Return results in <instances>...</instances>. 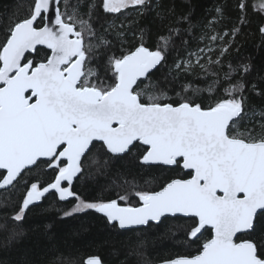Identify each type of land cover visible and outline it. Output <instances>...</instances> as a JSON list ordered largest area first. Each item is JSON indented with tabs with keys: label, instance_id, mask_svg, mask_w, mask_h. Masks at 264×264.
<instances>
[{
	"label": "snow or ice",
	"instance_id": "6c2138e0",
	"mask_svg": "<svg viewBox=\"0 0 264 264\" xmlns=\"http://www.w3.org/2000/svg\"><path fill=\"white\" fill-rule=\"evenodd\" d=\"M149 2L100 0L99 7L107 14L131 9L139 15ZM87 7L81 10L82 0H32L25 17L0 40V190H25L12 219L22 221L48 194L75 201L65 217L93 210L119 229L189 217L186 238L197 245L195 252L163 264H264V112L259 132L255 126L240 130L246 118L251 121L247 87L233 78L231 64L223 71L220 58L229 50L224 38H234L240 29L217 32L214 25L223 19L217 7L207 31L191 37V25L184 30L205 43L174 61L173 79L191 75L211 81L206 88L182 85L172 101L151 74L167 63L181 29L170 26L159 34L155 48L143 43L141 33L140 43L117 54L108 39L116 26L98 33L95 6ZM236 7L245 23L248 0H237ZM251 7L264 13V0ZM122 35L116 30L121 43ZM217 41L224 42L218 54L211 46ZM181 42L187 48L190 41ZM251 88L256 91V85ZM204 92L213 97L207 104ZM94 142H102L115 160L143 145L142 166L179 168L184 175L151 190L123 180L115 198L86 201L74 191V181L84 174ZM35 172L48 179H26ZM85 264L103 261L93 255Z\"/></svg>",
	"mask_w": 264,
	"mask_h": 264
},
{
	"label": "trees",
	"instance_id": "16d2710c",
	"mask_svg": "<svg viewBox=\"0 0 264 264\" xmlns=\"http://www.w3.org/2000/svg\"><path fill=\"white\" fill-rule=\"evenodd\" d=\"M256 0H248L249 9L246 22H240V12L236 7L237 0H150L142 14L134 10H125V14H107L100 5V0H82V11H88V5H94L93 22L98 33L103 32L110 24L116 27L109 31L108 39L113 49L119 53L121 47L130 48L141 42L155 48L158 36L166 34L168 28L176 27L184 30L191 25V37H198L207 31L206 25L217 16L216 8L223 9V19L214 25L217 32H231L234 26L240 29L233 37H225L230 41L229 50L220 57L223 71L233 69V78L242 80L247 87L249 119H245L240 127L253 128L260 131L258 121L264 112V13L254 10L251 5ZM32 0H0V40L4 38L6 29L16 20L25 17ZM188 17V20H182ZM116 30L122 32L117 38ZM214 34V33H209ZM182 39H189L187 48ZM205 42L190 38L184 33L175 40L169 51L166 64L153 70L152 80L166 91L172 101L178 99L182 85L192 82L194 86L206 88L211 77L180 75L173 79L171 71L174 61L187 59V53ZM218 54L223 41L211 45ZM44 49H41L43 52ZM213 54V58H216ZM248 65V71L242 70ZM198 72L199 69H196ZM256 85V91L251 86ZM190 94V93H189ZM207 104L210 97L207 92L201 94ZM255 113V115H252ZM91 154L84 161V174L74 181V191L86 201L108 200L115 198L123 191L118 185L123 180H134L149 190L158 189L170 178H177L184 173L179 168L147 167L139 163L144 146L137 145L122 160H115L106 152L102 143L94 142ZM46 180L47 175L35 172L26 177ZM24 188L0 190V264H85L89 256H99L104 264H158L167 259L194 253L197 245L190 244L186 238V229L191 222L189 217H169L162 223H150L133 229H119L110 226L105 218L93 210H85L73 216L65 217L63 212L70 210L75 201H59L54 194H48L42 201L30 206L22 221H14L13 214L17 210ZM210 233L206 232L207 238Z\"/></svg>",
	"mask_w": 264,
	"mask_h": 264
},
{
	"label": "water",
	"instance_id": "95a60500",
	"mask_svg": "<svg viewBox=\"0 0 264 264\" xmlns=\"http://www.w3.org/2000/svg\"><path fill=\"white\" fill-rule=\"evenodd\" d=\"M100 143H102V142H100ZM178 217V216H177ZM180 217H182V216H180ZM169 218V217H168ZM163 219H165V218H162V220ZM150 223H157V222H150ZM145 226V225H144ZM137 227H142V226H135L134 228H137ZM87 259V258H86ZM164 262V261H163ZM163 262H160V263H158V264H163ZM85 263V262H84ZM104 264V263H103Z\"/></svg>",
	"mask_w": 264,
	"mask_h": 264
}]
</instances>
